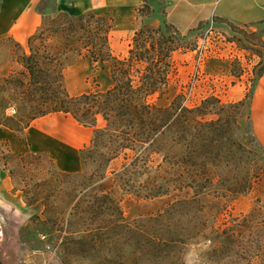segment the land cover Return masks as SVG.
Instances as JSON below:
<instances>
[{
	"label": "trees",
	"instance_id": "1",
	"mask_svg": "<svg viewBox=\"0 0 264 264\" xmlns=\"http://www.w3.org/2000/svg\"><path fill=\"white\" fill-rule=\"evenodd\" d=\"M167 4L168 0L161 24L144 23L137 28L125 56L115 55L111 47L113 15L57 10L29 38L28 49L18 59L22 68L0 75V126L19 137L26 136L36 119L53 113L71 115L81 125L94 128L91 143L81 150V172L64 171L53 159L51 167H45L42 159L49 157L48 152L20 157L8 141L7 153L1 152L4 160L20 158L24 168L38 162L36 189L26 183L24 198L28 205L39 206L48 220L55 219L58 230L68 236L116 231L121 241L130 235L144 237L145 231L125 217L124 195L166 199L165 207L149 217L159 227L148 251H163L164 245L171 255L202 234L195 213L204 199H218V216L230 201L250 191L259 176L252 173L246 183L218 188V170L227 158L226 125L221 118L208 117L224 108L218 96L210 95L195 106L186 105L183 94L167 105L153 101L170 88L176 73L175 54L195 50L197 40L192 35L210 21L183 32L168 21ZM146 11L150 12L147 3L138 8L142 17L148 15ZM80 58L109 62L113 84L105 90L70 93L65 71ZM118 160L121 165L113 168ZM257 225L262 227L255 235ZM244 230L248 235L242 234ZM239 259L264 264L262 196L241 222L230 227V262Z\"/></svg>",
	"mask_w": 264,
	"mask_h": 264
},
{
	"label": "rangeland",
	"instance_id": "2",
	"mask_svg": "<svg viewBox=\"0 0 264 264\" xmlns=\"http://www.w3.org/2000/svg\"><path fill=\"white\" fill-rule=\"evenodd\" d=\"M165 2L131 0L128 4L119 0L110 5L111 15L116 19L115 32L111 35L115 55H127L138 27L144 23L161 24ZM145 3L150 12L146 11L148 15L142 17L138 8ZM38 8L43 10L44 20L52 18L57 13L56 0H42ZM192 40H197V48L175 54L176 73L170 88L165 94H156L153 101L167 105L178 94H183L186 105L195 106L210 95L218 96L224 108L208 116L221 118L226 125L227 139L223 149L227 158L218 170L221 176L216 178L217 186L246 183L253 173L259 175L253 179V188L230 201L218 216V199H204L195 213L201 235L187 241L183 248L178 246L171 255L167 254L170 248L164 245L163 251L149 252L155 229L159 227L149 221V217L165 207L166 199L124 195L121 205L125 217L145 231L144 237L130 235L121 241L116 231H109V235L98 231L85 237L68 236L58 230L55 219L48 220L39 206L28 205L24 198L22 188L26 183L36 189L40 177L35 168L40 166L38 162L24 168L17 156L4 160L1 152L7 153V147L5 141L0 140V196L15 209L13 213H5L0 208V264H245L241 259V262H230V227L250 213L258 197H264V146L257 139L250 119L253 90L264 69V28L256 29L254 25L215 17L202 25L192 35ZM25 49L28 47L21 46L10 36L0 38V75L22 68L18 59ZM110 69L109 62L80 58L65 71L68 90L74 95L105 90L113 84ZM11 148L20 157L28 152H48L44 138L33 136L32 130L22 139H16ZM83 148L73 155L79 162ZM64 152L58 149L49 153L42 164L51 167L53 159L59 166ZM120 165L118 160L112 167ZM81 168L79 172L83 171V166ZM10 170L14 171L13 175ZM17 205L21 206L19 212ZM236 217L239 221L234 220ZM261 227L257 225L255 235ZM242 234L248 235L245 230ZM110 236V244L106 245Z\"/></svg>",
	"mask_w": 264,
	"mask_h": 264
},
{
	"label": "crops",
	"instance_id": "3",
	"mask_svg": "<svg viewBox=\"0 0 264 264\" xmlns=\"http://www.w3.org/2000/svg\"><path fill=\"white\" fill-rule=\"evenodd\" d=\"M41 1L0 0V38L10 36L27 48L29 38L44 20V14L38 8ZM121 1L131 3V0ZM114 2L119 0H56V6L58 11H67L74 15L87 10L112 14L110 5ZM166 14L168 21L183 32L198 26L201 21L214 17L224 18L233 23L254 25L256 29L264 28V0H168ZM250 115L253 131L264 146V72L253 90ZM75 120L64 113L49 114L36 119L26 133L27 136L32 130L33 136H42L49 153L64 149L59 166L67 172L80 171L81 159L79 162L73 155L85 147L94 135L93 127L80 125ZM16 139L22 138L8 127L0 126V140L8 141L10 147H13Z\"/></svg>",
	"mask_w": 264,
	"mask_h": 264
},
{
	"label": "bare ground",
	"instance_id": "4",
	"mask_svg": "<svg viewBox=\"0 0 264 264\" xmlns=\"http://www.w3.org/2000/svg\"><path fill=\"white\" fill-rule=\"evenodd\" d=\"M113 32H115V28L112 31V34H113ZM111 39H112V37H111ZM69 117L72 118L71 115H69ZM76 122L78 124H80L78 121H76ZM41 127H42V125H41ZM0 208L3 209V211L5 213H13L14 212V207L10 203H8L4 198H2L1 196H0ZM20 210H21V206L17 205V212H19ZM0 225H1V221H0ZM0 239H1V227H0Z\"/></svg>",
	"mask_w": 264,
	"mask_h": 264
}]
</instances>
